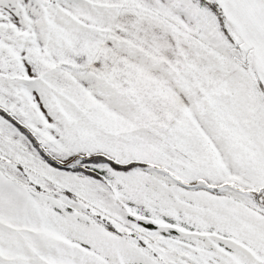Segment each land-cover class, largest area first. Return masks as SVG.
I'll list each match as a JSON object with an SVG mask.
<instances>
[{
  "label": "snow or ice",
  "instance_id": "obj_1",
  "mask_svg": "<svg viewBox=\"0 0 264 264\" xmlns=\"http://www.w3.org/2000/svg\"><path fill=\"white\" fill-rule=\"evenodd\" d=\"M0 264H264V0H0Z\"/></svg>",
  "mask_w": 264,
  "mask_h": 264
}]
</instances>
